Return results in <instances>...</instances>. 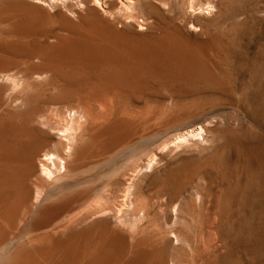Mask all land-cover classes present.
<instances>
[{
	"label": "rangeland",
	"instance_id": "1",
	"mask_svg": "<svg viewBox=\"0 0 264 264\" xmlns=\"http://www.w3.org/2000/svg\"><path fill=\"white\" fill-rule=\"evenodd\" d=\"M103 1H97L99 15L89 21L93 28L77 30L68 23L76 21L68 8L84 11L81 0H0V48L15 54L0 57L1 75L22 78L41 65L5 42V32L27 40L72 33L69 48L52 65L59 78H43L25 89L30 102L24 108L13 107L8 93L0 97V107L6 106L0 109L5 169L23 166L32 153L39 158L53 152L39 131H47L54 142L73 135L68 160L79 145L83 161H92L72 176L76 182L66 187L60 186L66 181L58 182L46 198L50 201L38 209L81 191L91 195L90 207L77 208L39 232L68 228L70 264L79 258L87 264H264V0H137L127 10L121 5L107 10ZM61 102L68 108L86 102L82 119L87 124L76 118L82 121L77 131L74 125L75 131L71 126L68 134L57 135L42 128L56 118L53 124L65 130L56 117ZM15 177L22 191L23 171ZM7 195L15 199L13 190Z\"/></svg>",
	"mask_w": 264,
	"mask_h": 264
},
{
	"label": "bare ground",
	"instance_id": "2",
	"mask_svg": "<svg viewBox=\"0 0 264 264\" xmlns=\"http://www.w3.org/2000/svg\"><path fill=\"white\" fill-rule=\"evenodd\" d=\"M32 1V0H31ZM97 1L98 0H81V4H82V8L83 10H73L72 8H68V11L73 14V18H75L76 21L71 20V19H67L69 25H71L73 28L76 27L77 28H87L88 30L92 29L93 26L92 24H89V21L92 17L99 15L98 10H97ZM100 1V0H99ZM135 1L137 0H105L103 1L104 6L106 7L107 10H112L114 8H116L118 5H121L122 7L127 9L132 8V6L134 5ZM156 0H152V2ZM162 0H160L161 2ZM193 1V0H192ZM39 2V1H38ZM160 2L158 4H160ZM197 2V1H196ZM35 3V1H34ZM45 3V2H43ZM65 4L67 2H64ZM63 3V5H64ZM102 3V1L100 2ZM99 3V5H100ZM195 3V2H194ZM193 3V5H194ZM37 4V3H36ZM51 4V3H50ZM80 4V5H81ZM137 4V3H136ZM135 4V5H136ZM139 4V2H138ZM157 4V3H156ZM52 5V4H51ZM56 5V3H55ZM192 5V7H193ZM71 6V5H70ZM154 6V5H153ZM191 6V5H190ZM48 7V6H47ZM52 7V6H51ZM102 7V6H101ZM134 7V6H133ZM210 8H212V6H209ZM39 8V7H38ZM50 8V7H49ZM67 8V5H66ZM65 8V9H66ZM77 8V7H76ZM153 8V7H152ZM194 8V7H193ZM207 8V7H206ZM54 9V8H53ZM64 9V10H65ZM101 9V8H100ZM189 9H192L189 7ZM50 10V9H49ZM63 10V12H65ZM195 10V9H194ZM210 10V9H209ZM102 11V9H101ZM107 12V11H106ZM105 12V13H106ZM118 12V11H117ZM121 12V11H120ZM130 12V11H129ZM191 12V10H190ZM104 13V12H102ZM104 13V15H105ZM116 13V12H114ZM112 13V14H114ZM119 13V12H118ZM126 13V12H125ZM193 13V12H192ZM46 14V13H45ZM57 15H62L61 11H57L56 13ZM106 14H110L111 13H106ZM117 14V13H116ZM130 14V13H129ZM43 16V15H42ZM116 16V15H115ZM113 17V16H111ZM129 17V16H128ZM108 25V24H107ZM10 26V25H9ZM108 27L110 29L113 28L112 25H108ZM58 28V27H57ZM70 28V27H69ZM194 28V27H193ZM20 30V29H19ZM78 30V29H77ZM176 30V29H175ZM16 31V30H15ZM66 32V34L64 36H48V37H43L42 40H27L26 37H23L22 34L14 32L12 30L7 31L4 33L5 38L3 39L5 42L9 43L10 45H15L20 47V49L22 50V55L23 57H25L27 60H33V59H38L41 62L40 66H34L30 69L29 72H25L22 76V78H18L16 76H12L13 73L11 75H1L0 74V97L4 96L8 93V100L9 102L13 105V107H19L24 105L27 102V91H26V95H24V90L27 88H35L37 86L38 81L42 80L43 78H52V77H60L61 75H59L56 70L53 68V64L54 61L57 60V58L59 57H63L65 51L69 48V39L72 33L70 30H66L64 31ZM63 32V33H64ZM82 32V31H81ZM75 33V32H74ZM28 34V33H27ZM59 34V33H58ZM1 37V36H0ZM96 39H102L101 37L99 38V36H96ZM51 40V41H49ZM3 42V41H2ZM4 44V43H3ZM74 44V43H73ZM17 47V48H18ZM72 50V49H71ZM95 50V49H94ZM89 51V49H88ZM72 54V53H71ZM10 56H15V54H11V53H6L5 51H3L0 48V57L1 58H10ZM113 59V58H112ZM25 61V60H24ZM38 62V63H40ZM37 63V62H36ZM34 65V64H33ZM38 65V64H37ZM81 66V65H80ZM79 66V67H80ZM4 68V67H3ZM23 68V67H22ZM64 68V67H63ZM101 68V67H100ZM125 68V67H124ZM80 69V68H79ZM25 71V69H24ZM106 72V71H105ZM15 73V72H14ZM10 74V73H9ZM17 74V73H15ZM76 74V73H75ZM96 74V73H95ZM20 75V74H19ZM45 79V80H46ZM54 79V78H53ZM115 79V78H114ZM88 80V79H87ZM90 80V79H89ZM71 82V81H70ZM104 82V81H103ZM45 83V81H44ZM77 83V82H76ZM49 85V84H48ZM66 85V84H65ZM73 85V84H72ZM80 85V83H79ZM91 85V84H90ZM54 86V84H53ZM68 86V85H67ZM82 86V85H81ZM99 86V85H98ZM40 87V86H39ZM50 87V85L48 86ZM65 87V86H64ZM69 87V86H68ZM95 87V86H94ZM105 87V86H104ZM63 89V88H62ZM61 89V90H62ZM71 89V88H70ZM87 89V88H85ZM98 89V88H97ZM96 89V90H97ZM108 89V88H107ZM51 90V89H50ZM48 90V91H50ZM65 90V89H64ZM78 90V89H77ZM63 91V90H62ZM80 91V90H79ZM82 91V90H81ZM90 91V90H89ZM94 91V90H93ZM65 92V91H64ZM29 93V92H28ZM53 93V92H51ZM79 92H77L78 95ZM82 92H80L81 94ZM92 93V92H91ZM96 93V91H95ZM94 93V94H95ZM39 94V92H38ZM72 94V93H71ZM75 94V93H74ZM103 94V92L101 93ZM119 94V93H118ZM31 95V94H30ZM45 95V94H44ZM83 95V94H82ZM86 95V94H85ZM112 95V94H110ZM127 95V94H126ZM38 96V95H37ZM94 96V95H93ZM96 96V95H95ZM94 96V97H95ZM27 97V98H26ZM36 97V96H34ZM40 97V95H39ZM45 97V96H44ZM43 97V98H44ZM54 97V96H53ZM69 97V96H68ZM67 97V98H68ZM103 97V96H102ZM100 96V99L102 98ZM33 98V97H32ZM37 98V97H36ZM74 98V97H73ZM99 98V97H97ZM111 98V97H110ZM115 98V97H114ZM81 99V98H80ZM106 99V98H104ZM117 99V98H116ZM36 100V99H35ZM49 100V99H48ZM84 100V99H83ZM4 101V100H3ZM69 101V100H68ZM85 101V100H84ZM112 101V100H111ZM41 102V101H40ZM59 102V101H58ZM83 102V101H81ZM89 102V101H88ZM100 102V101H99ZM5 103V102H4ZM86 103V102H85ZM85 103H77L75 108H68L67 106H65L64 102H61V107L60 109H57L58 107L55 105H53L54 107L56 106V110H58V114H56L54 112V114L58 115L56 116L61 122V124L64 126L63 129L65 130H59L60 128H56V126L53 124L54 121H58L56 118L53 121V123L50 120H44L45 122L41 123V125L43 126L42 128H45L46 130H49V132L52 131H57L59 134L61 131L63 132V134H68L67 132H69L72 128V131H77L79 128L80 123L79 121H76V118H80L81 120H85L82 119L83 114L85 109L83 107V105ZM105 103V102H104ZM107 103V102H106ZM116 103V101L114 102ZM3 104V103H2ZM76 103H74L73 105H75ZM93 105V103H91ZM112 104V102H111ZM117 104V103H116ZM67 105V104H66ZM86 105V104H85ZM96 105V104H95ZM5 106V104H4ZM2 105V107H4ZM9 106V105H8ZM7 106V108H8ZM26 106V105H25ZM39 106V104H38ZM98 106V105H97ZM100 106V105H99ZM0 107V109L2 108ZM6 107V106H5ZM29 107V106H28ZM43 107V106H42ZM72 107V106H71ZM86 107V106H85ZM92 107V106H91ZM33 108V107H31ZM35 108V107H34ZM100 108V107H99ZM107 108V107H106ZM111 108V107H110ZM21 109V108H20ZM29 109V108H28ZM38 109V107H37ZM55 109V108H54ZM94 109V108H93ZM98 109V108H97ZM114 109V108H113ZM112 109V110H113ZM3 110V109H2ZM12 110V108H11ZM36 110V109H35ZM40 110V109H39ZM39 110L37 112H39ZM108 110H111L108 108ZM5 111V109L3 110ZM16 111V110H15ZM29 111V110H28ZM31 111V110H30ZM41 111V110H40ZM43 111V109H42ZM52 111H55L52 109ZM88 111V110H87ZM96 111V110H95ZM100 111H102L100 109ZM117 111V108H116ZM17 112V111H16ZM57 112V111H56ZM99 112V111H98ZM8 113V112H7ZM15 113V112H14ZM12 113V116H14ZM42 113V112H41ZM92 113V112H91ZM106 113V112H105ZM110 113V112H109ZM1 114V113H0ZM17 114V113H16ZM15 114V115H16ZM53 114V113H52ZM53 114V115H54ZM99 114V113H98ZM96 114V115H98ZM115 114V113H114ZM18 115V114H17ZM44 115V114H42ZM88 115L90 116V114L88 113ZM87 115V116H88ZM113 115V114H112ZM119 115V114H118ZM3 116V115H0ZM31 116V115H30ZM45 116V115H44ZM42 116V117H44ZM50 116V115H49ZM52 116V115H51ZM92 116V115H91ZM95 116V115H94ZM93 116V117H94ZM100 116V115H98ZM103 116V115H102ZM111 116V115H109ZM120 116V115H119ZM6 117V116H4ZM26 117V116H25ZM86 117V116H85ZM116 117V116H114ZM125 117V116H124ZM141 117V116H139ZM7 118V117H6ZM40 118V117H38ZM37 118V121L40 120ZM49 118V117H48ZM95 118V117H94ZM5 119V118H3ZM20 119V118H19ZM18 119V121H19ZM28 119V118H27ZM27 119L25 121H27ZM33 119V118H32ZM36 119V118H35ZM34 119V120H35ZM45 119V118H44ZM51 119V118H50ZM79 119V120H80ZM89 119V117H88ZM91 119V118H90ZM119 119V118H118ZM128 119V118H127ZM131 119V118H130ZM129 119V121H130ZM16 120V119H15ZM33 120V121H34ZM43 120V119H42ZM87 120V117H86ZM103 120V119H102ZM106 120V118H105ZM3 121V120H2ZM24 121V119H23ZM22 121V122H23ZM24 121V122H25ZM32 121V122H33ZM41 121V120H40ZM78 123H76V122ZM88 121V120H87ZM108 121V119H107ZM122 121V120H121ZM136 121V120H135ZM11 122V121H10ZM8 122V123H10ZM21 122V121H20ZM86 121H84V124ZM132 122V121H131ZM143 122V121H142ZM57 123V122H56ZM75 123V124H74ZM101 123V122H100ZM105 123V122H103ZM137 123V122H136ZM144 123V122H143ZM23 124V123H22ZM26 126V123H24ZM29 124V123H27ZM59 124V123H58ZM76 124L78 125V128L76 126ZM127 124V123H126ZM10 125V124H9ZM16 126V124H14ZM20 126V124H18ZM57 125V124H56ZM61 125V126H62ZM76 127H75V126ZM94 125V123H93ZM93 125L91 127H93ZM100 125V124H99ZM98 125V126H99ZM109 125V124H108ZM124 125V124H123ZM140 125V123H139ZM11 126V125H10ZM31 126V124H30ZM32 126H34V124H32ZM55 126V127H54ZM72 126V127H71ZM83 126V125H82ZM81 128L83 129L84 127ZM104 126V125H103ZM132 126V125H131ZM134 126V125H133ZM4 127V126H3ZM21 127V126H20ZM24 127V126H23ZM29 127V126H28ZM41 127V126H40ZM67 127V128H66ZM71 127V128H69ZM75 127L76 129L74 130ZM90 127V126H89ZM113 127V126H112ZM127 127V126H126ZM41 128V129H42ZM80 128V129H81ZM100 128V127H99ZM104 128V127H103ZM110 129V127H107V129ZM131 128V127H130ZM192 128V127H191ZM190 128V129H191ZM28 129V128H27ZM68 129H70L68 131ZM79 129V130H80ZM81 129V130H82ZM128 129V128H127ZM133 129V128H132ZM202 129V128H200ZM5 130V129H4ZM31 130V128H30ZM33 130V129H32ZM106 130V129H105ZM3 131V130H2ZM13 131V130H12ZM35 131V130H34ZM94 131V130H93ZM93 131H91L93 133ZM191 131V130H190ZM203 130H199V132ZM25 132V131H24ZM29 132V131H28ZM32 132V131H31ZM40 132V136L43 139V143H47V144H51L53 146V152H45L42 156H40L38 158V156H33L30 155L29 160L26 164H24L23 166L20 165H14L12 166V169H5L3 167V164H0V264H70L67 257H68V253L70 250V241L66 239L67 236V229L65 227H56V228H52L51 230L45 231L40 233L39 230L41 228H43L44 225H52L53 222H55L57 219H60L61 217L65 218L64 216H66L67 214H69L70 212H72L73 210L84 206L86 204H89L88 202L91 199V195L86 192V191H81L79 193H76L70 197H65L66 199H63L61 197V201H59L58 203H56L55 205L51 206L48 209L45 210H41L38 209L39 204L42 203L43 201H50V200H46L47 197H49L53 190L56 187L58 182L60 181H66L60 184V186L62 187H66L68 182L72 181L73 178L72 176L78 172H80L82 169H84V167L89 166V164L92 163V161H83V155L84 152L82 149H79L76 147L75 149V155H74V159L72 161L68 160V157L70 158L71 154L70 152L72 151V148L74 147V143L76 142L74 138V136L72 135V137L68 135L63 136L62 133L61 135L63 137H65V141L62 140H58L60 139V137L54 142V137L51 136L47 131H39ZM81 132V131H80ZM104 132V131H103ZM107 131H105L106 133ZM110 132V131H109ZM144 132V131H143ZM189 132V131H188ZM192 132V131H191ZM198 132V130L196 131ZM8 133V132H7ZM12 133V132H11ZM22 133V132H21ZM20 133V134H21ZM26 133V132H25ZM74 133V132H72ZM78 133V132H76ZM114 133V132H113ZM187 133V132H186ZM194 133V132H193ZM191 133V135L193 134ZM19 134V135H20ZM30 134V132H29ZM55 134V133H54ZM196 134V133H194ZM198 134V133H197ZM55 135V136H56ZM60 135V136H61ZM77 135V134H75ZM87 135V134H86ZM104 135V134H103ZM11 136V135H10ZM29 135H27L28 137ZM33 136V135H32ZM31 136V137H32ZM81 136V135H80ZM108 136V135H107ZM144 136V135H143ZM7 137V136H6ZM23 137V135L21 136ZM82 137V136H81ZM80 137V138H81ZM184 137V136H183ZM189 137V136H188ZM197 137H199L197 135ZM9 138V137H8ZM15 140V137H13ZM13 138H9V139H13ZM18 138V137H17ZM79 138V139H80ZM187 138V137H185ZM191 138V137H190ZM1 139V138H0ZM29 138H27L28 140ZM32 139V138H31ZM62 139V138H61ZM8 141V139H6ZM21 140V139H20ZM23 141V140H22ZM33 141V140H32ZM35 141V140H34ZM75 141V142H74ZM80 141V140H79ZM103 141V140H102ZM184 141V140H182ZM186 141V139H185ZM1 142V141H0ZM11 142V141H10ZM16 142V141H15ZM17 142H19L17 140ZM87 142V141H86ZM91 142V138L90 141ZM203 142V141H202ZM14 143V142H13ZM30 143V142H29ZM40 143V142H39ZM103 143V142H101ZM12 144V142H11ZM22 144V143H21ZM20 144V145H21ZM41 144V143H40ZM90 144V143H89ZM121 142H118L117 145L115 146V148H118L119 145H121ZM5 145V144H4ZM2 145V146H4ZM82 145V144H81ZM13 146V145H12ZM11 146V148H13ZM15 146V145H14ZM17 146V145H16ZM37 146V145H36ZM6 147V146H4ZM51 147V146H50ZM80 147V146H79ZM83 147V146H81ZM1 148V147H0ZM84 148V147H83ZM106 148V147H105ZM18 149V148H17ZM74 149V148H73ZM2 150V148H1ZM4 150V149H3ZM2 150V152H3ZM40 150V149H39ZM17 151V150H16ZM12 152V150H11ZM74 152V151H73ZM14 153V152H13ZM31 153V152H30ZM117 153V152H116ZM90 154V153H89ZM26 156V155H25ZM85 156V155H84ZM87 157V155H86ZM110 157V156H109ZM108 157V158H109ZM101 160V159H100ZM98 163V162H97ZM92 165V164H91ZM99 166V164L97 165ZM102 166V165H101ZM92 167V166H91ZM90 168V167H89ZM104 168V167H103ZM11 170V171H10ZM19 170L23 171V178H22V182L24 181L26 183V187L22 188V191H20L18 189V179L15 177V173H17ZM91 170V169H90ZM93 170V169H92ZM95 170V169H94ZM98 170V169H97ZM92 172V171H91ZM22 173V172H21ZM85 173V172H84ZM97 173V172H96ZM79 175V174H78ZM80 176V175H79ZM84 176V175H82ZM81 176V177H82ZM5 178V179H2ZM75 178V177H74ZM89 178V177H88ZM91 179V178H90ZM6 180V181H5ZM20 180V179H19ZM74 181V180H73ZM76 182V181H74ZM89 183V182H88ZM5 185V186H4ZM94 185V184H93ZM93 185H91L90 187L93 189ZM5 188H4V187ZM95 186V185H94ZM4 188V189H3ZM61 188V187H60ZM63 189V188H62ZM77 189V188H75ZM90 189V188H89ZM130 191V188H128ZM128 189L126 190L127 192ZM13 190L15 192V199H10L8 194V191ZM91 191V190H90ZM57 192V191H56ZM60 192V191H59ZM126 194V193H125ZM128 195V193H127ZM130 195V194H129ZM34 196V197H33ZM126 196V195H125ZM128 199V197H125V199ZM33 199V200H32ZM93 200H91L92 202ZM124 201V199H123ZM127 201V200H126ZM44 204V203H43ZM52 204V203H51ZM91 204V203H90ZM86 205L87 207H90ZM125 204V202H124ZM96 206V205H94ZM92 206V207H94ZM101 208V205H98ZM97 206V207H98ZM105 206V205H104ZM42 207V206H41ZM103 207V206H102ZM109 207V206H108ZM37 208V209H35ZM99 208V207H98ZM107 208V206H106ZM89 210V209H88ZM101 210V209H100ZM81 211V210H80ZM87 211V210H85ZM98 211V210H96ZM143 211V210H142ZM141 211V212H142ZM146 211V210H145ZM174 211V210H173ZM35 212L37 213L35 219L32 222L30 221V218L32 219L31 216H33V214H35ZM77 212V211H76ZM103 212V210H102ZM111 212V211H109ZM109 212L107 211L106 214H109ZM80 213V212H79ZM86 213V212H85ZM91 213V212H90ZM89 213V214H90ZM116 213V212H115ZM142 213H145L144 211ZM140 213V216H143V214ZM72 214V213H71ZM78 215V213H75ZM104 213V215H106ZM111 215L113 213H110ZM139 214V213H138ZM137 214V215H138ZM74 215V213H73ZM116 215V214H115ZM76 216V215H74ZM73 216V219H75ZM139 216V217H140ZM69 217V215H67V218ZM71 217V216H70ZM80 217V216H79ZM144 217V216H143ZM78 218V217H77ZM135 218H137V216H135ZM142 217H140L141 219ZM62 219V218H61ZM81 219V217H80ZM118 219V218H117ZM120 219V218H119ZM64 220V219H63ZM68 220V219H67ZM72 220V219H71ZM77 220V219H76ZM108 220V219H107ZM139 220V219H138ZM79 221V220H78ZM120 221V220H118ZM117 221V222H118ZM140 221V220H139ZM63 222V221H62ZM74 222V221H73ZM57 223V222H56ZM59 224V223H58ZM62 224V223H61ZM60 224V225H61ZM65 224V223H63ZM67 224V223H66ZM65 224V225H66ZM89 224V222L87 223ZM113 224V223H111ZM59 225V226H60ZM64 225V226H65ZM70 225V224H69ZM97 225V224H96ZM86 226V225H85ZM52 227V226H51ZM54 227V226H53ZM71 227V226H70ZM69 227V228H70ZM101 229V228H99ZM118 229V228H117ZM43 230V229H42ZM47 230V229H46ZM106 231V230H105ZM104 231V232H105ZM39 232V233H38ZM109 232V231H108ZM103 233V232H102ZM110 233V232H109ZM127 233V232H126ZM113 234V233H111ZM30 235L29 238L25 237ZM173 235V234H172ZM163 236V235H162ZM165 236V235H164ZM163 236V237H164ZM175 236V235H174ZM63 237H65V239H63ZM162 237V238H163ZM167 237V236H166ZM161 238V239H162ZM160 239V240H161ZM164 239V238H163ZM100 240V239H99ZM165 240V239H164ZM140 243V242H139ZM142 243V242H141ZM82 244V239L79 241V247H80V251H83V247L81 248ZM146 244V243H145ZM76 245V243H75ZM139 245V244H138ZM141 245V244H140ZM120 246V243H119ZM93 247V245L91 246ZM90 247V248H91ZM131 247V246H130ZM137 247V245L135 246ZM156 247V246H155ZM85 248V247H84ZM101 248V247H99ZM107 249V248H106ZM112 249V248H111ZM110 249V250H111ZM127 249V248H126ZM138 248H136L135 250L137 251ZM94 250V249H93ZM96 250V249H95ZM114 250V249H113ZM81 251V254L83 255ZM98 251V250H97ZM94 252V251H93ZM113 252V251H112ZM159 252V251H158ZM80 254V252H78ZM134 253V252H133ZM50 254H54L56 255V257H58V259H54L51 260L50 259ZM111 254V253H110ZM109 254V255H110ZM115 254V253H114ZM127 254V253H126ZM81 255V257H82ZM108 255V256H109ZM133 255V254H132ZM111 256V255H110ZM118 256V255H117ZM125 256V255H123ZM54 257V256H53ZM72 257V256H71ZM96 258V257H95ZM145 258V257H144ZM85 259V258H84ZM83 258H79L76 262V264H87L85 262ZM88 259V258H87ZM86 259V260H87ZM92 259V257H91ZM112 259V258H111ZM133 259V258H132ZM99 260V259H98ZM113 260V259H112ZM126 261V260H125Z\"/></svg>",
	"mask_w": 264,
	"mask_h": 264
}]
</instances>
